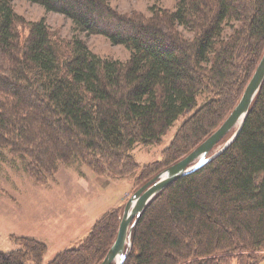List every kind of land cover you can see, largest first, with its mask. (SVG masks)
<instances>
[{
	"label": "trees",
	"instance_id": "obj_1",
	"mask_svg": "<svg viewBox=\"0 0 264 264\" xmlns=\"http://www.w3.org/2000/svg\"><path fill=\"white\" fill-rule=\"evenodd\" d=\"M29 1L131 52L127 61L101 57L79 37H59L44 20L29 23L23 36L26 23L13 0H0V159L20 158L39 184L76 161L100 176H134L141 168L134 146L160 144L207 94L164 160L142 167L138 189L227 120L264 54V0H179L175 11L152 6L151 16L120 12L111 0ZM122 214L119 207L107 211L83 244L48 264H101ZM20 240L22 248L0 250V264H43L45 243ZM262 251L264 82L235 141L146 206L124 264H234L244 257L259 264Z\"/></svg>",
	"mask_w": 264,
	"mask_h": 264
},
{
	"label": "rangeland",
	"instance_id": "obj_2",
	"mask_svg": "<svg viewBox=\"0 0 264 264\" xmlns=\"http://www.w3.org/2000/svg\"><path fill=\"white\" fill-rule=\"evenodd\" d=\"M178 1L111 0V4L123 13L151 16L152 6L175 11ZM13 6L26 23L20 27L23 36L29 33V23L44 20L59 37H79L101 57L121 61L131 57V52L124 45L113 44L101 34L77 31L71 19L48 11L38 3L13 0ZM178 29L186 37L192 38V32L182 26H178ZM208 98L207 94L199 95L196 106L175 120L160 144L137 143L134 146L130 153L141 168L132 177L100 176L92 172L88 165L76 161L61 164L53 176L39 184L24 171L20 158L14 162L0 159V250L12 252L22 248L20 238H34L45 243L47 248L43 264H48L59 253L78 248L107 211L115 207L124 211L128 200L137 190L136 178L142 167L164 160L163 151L170 146L178 129ZM259 255V264H264V251ZM244 259L242 263L235 261L234 264H247L249 260ZM26 264L35 262L28 259Z\"/></svg>",
	"mask_w": 264,
	"mask_h": 264
},
{
	"label": "water",
	"instance_id": "obj_3",
	"mask_svg": "<svg viewBox=\"0 0 264 264\" xmlns=\"http://www.w3.org/2000/svg\"><path fill=\"white\" fill-rule=\"evenodd\" d=\"M263 82L264 54L240 102L227 120L185 158L158 173L133 193L124 208L117 239L101 264H124L132 247L133 227L146 206L171 183L200 169L235 141ZM233 130L231 137L220 144Z\"/></svg>",
	"mask_w": 264,
	"mask_h": 264
}]
</instances>
